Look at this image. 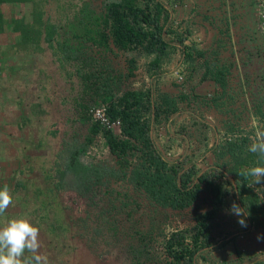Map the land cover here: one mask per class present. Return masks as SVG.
<instances>
[{
    "label": "rangeland",
    "instance_id": "374dc122",
    "mask_svg": "<svg viewBox=\"0 0 264 264\" xmlns=\"http://www.w3.org/2000/svg\"><path fill=\"white\" fill-rule=\"evenodd\" d=\"M35 1L40 2L37 6L45 7L41 8L44 18L64 26L83 9L103 12L111 0ZM160 1L171 12L170 25L193 30L196 47L207 52L210 60L229 68L228 92L221 109L211 99L222 89L212 80L202 78L204 59L187 61L180 43L173 42L180 49L155 74L149 70L152 57L138 51L116 50L112 54L90 42L92 47L87 44L83 51L96 58L90 60L91 70L102 69L122 76V90L148 88L154 102L162 92L189 95L170 119L152 122L151 136L165 160L181 164L184 169L194 167L197 180L203 174L225 170L219 166L222 161L216 154L222 145L250 129L256 133L263 126L264 120L255 109L264 99L261 0L257 4L254 0ZM190 10V19L183 18ZM226 22L231 23L228 29ZM9 38L0 37V164L10 169L12 204L0 221L18 215L28 217L40 230V252L47 257V264H168L166 240L172 232L192 228L194 214L210 207L211 195L205 192L195 204L178 211L154 205L142 190L124 181H113L108 190L98 188L96 203H90L74 190H59L55 162L63 140H83L88 134L80 102L91 103L92 98H82V79L77 70L83 62L62 63L44 38L42 51L34 44L11 50L7 48ZM131 59L136 60L133 73ZM230 125L235 128L232 130ZM114 132L120 134L121 130L115 127ZM227 158L231 160L230 155ZM84 159L116 167L121 164L101 134ZM227 179L231 181L227 184L231 193L213 218L212 243L199 256H207L210 263H222L231 252L236 256L237 250H249L254 253L248 257L249 263L261 262L264 215L260 217L262 224H255L247 215L243 217L246 227L241 226V217L231 212L233 202L243 208L235 178L226 174L217 180ZM255 190L264 206V180L255 184ZM124 199L128 205H122ZM108 220L117 221L116 233ZM96 226L100 228L98 232ZM199 256L195 264H206Z\"/></svg>",
    "mask_w": 264,
    "mask_h": 264
},
{
    "label": "trees",
    "instance_id": "16d2710c",
    "mask_svg": "<svg viewBox=\"0 0 264 264\" xmlns=\"http://www.w3.org/2000/svg\"><path fill=\"white\" fill-rule=\"evenodd\" d=\"M7 1L9 0H0ZM258 1L260 0H254L255 4ZM192 13L193 10H190L188 14ZM188 14L183 15V18L190 19ZM170 20L171 12L160 0H111L105 5L103 12L83 9L73 19L69 18L64 26L50 20L44 23L43 13L40 12L36 17L38 23L36 28L18 24L15 31L23 34L27 42L35 43L38 49L41 39L44 38L48 47L53 49V54L62 63L83 62L77 70L78 76L82 79V98L86 99L88 96L92 98L91 103L86 100L80 102L82 119L88 123V134L83 140L78 137L63 140L55 162L57 188L74 190L91 203L95 201L98 188L105 187L108 190L113 181H124L135 189L142 190L145 197L154 205L178 211L192 206L203 193L207 192L211 195L210 207L194 214L195 225L172 232L165 242L168 264H180L183 261L186 264H195L200 251L212 243L213 218L231 193L227 187L231 181L228 179L218 181V177L233 175L238 190L236 194L249 219L255 224L263 223L260 217L264 215V206L259 193L255 190V184L249 187L252 178L245 179L239 175L242 169L254 166L259 159L258 154L249 151V146L256 136L254 129L247 131V134L235 136L236 138L226 142V146H221L216 154L222 161L219 166L224 167V171L218 174L211 170L210 174H203L195 180V168L184 169L181 164L169 163L154 145L151 136L152 122L170 119L180 109V103L188 100L189 95L181 93L174 96L162 92L154 102L152 92L148 88L122 90V76L107 73V70L102 69L91 70L90 60L94 57L83 51L89 42L93 47L108 50L112 54H115L116 50L138 51L152 57L149 61V70L151 74H155L164 69L172 60L173 53L180 49L173 42L180 43L184 47L182 51L187 61L194 63L200 58L204 59L202 78L212 80L222 89L221 94L218 93L211 99L214 106L221 109L228 92L229 68L210 60L207 52L196 47L195 40H192L193 30L183 28L182 25H175L174 28L169 24ZM228 23L226 22V29L231 25ZM2 26L3 21L0 18V28ZM167 35H171L173 40ZM189 40L191 43H187ZM91 45L89 44V47H92ZM93 60L96 61V58ZM130 64L132 65L130 73H133L136 60L131 59ZM101 105L106 106L112 121H120L121 134H115L101 121L93 119L91 109ZM255 109L260 114V119L264 120V99ZM234 128V125L231 126L232 130ZM261 129H264V122ZM252 132L253 140L250 137ZM100 134L106 140L111 154L121 162L117 167L94 161L87 162L84 159ZM227 155H230L231 160H228ZM131 160L134 161L133 164ZM261 163L264 164V161ZM123 204L128 205L126 199ZM107 224L116 233L117 221L108 220ZM96 228L98 232L99 226ZM252 254L254 255L249 250H237V263H249L248 257ZM199 258L207 262L206 264H221L210 263L208 257L203 254H200Z\"/></svg>",
    "mask_w": 264,
    "mask_h": 264
},
{
    "label": "clouds",
    "instance_id": "9594fccd",
    "mask_svg": "<svg viewBox=\"0 0 264 264\" xmlns=\"http://www.w3.org/2000/svg\"><path fill=\"white\" fill-rule=\"evenodd\" d=\"M249 151L258 154L259 159L254 166L242 169L239 175L245 179L251 177V183L248 184L251 187L264 180V164L261 163L264 161V129L256 132L255 140L249 146ZM11 204L12 195L8 185L5 184L0 187V216L4 215ZM231 212L241 217L238 223L246 227V220L243 217L248 215L247 211L233 202ZM39 232V228L24 215L0 221V264H47V257L40 252ZM257 239L261 237L258 235ZM26 252L30 255L26 256Z\"/></svg>",
    "mask_w": 264,
    "mask_h": 264
},
{
    "label": "crops",
    "instance_id": "0c3cea01",
    "mask_svg": "<svg viewBox=\"0 0 264 264\" xmlns=\"http://www.w3.org/2000/svg\"><path fill=\"white\" fill-rule=\"evenodd\" d=\"M38 3L40 2H36L35 0H9L7 2H0V18L3 21V26L0 28V37H4V36L11 37L9 38V44L7 45L8 46L7 48H10L11 50H13L14 47L19 48V46L23 44L36 45L35 43H32L31 41L27 42L26 40H24L23 38L24 35L21 34L20 32H16L15 29L18 26V24H23L31 28H33L34 26H35L34 28L37 27L38 23L36 22V17L39 15L40 12L43 13V10H45L44 9L45 7L43 8V5L37 6ZM41 8H43V10ZM184 12H185V9H184ZM48 20L49 19L44 18V15H43V22L45 23ZM40 43H41L40 51H42V49L44 48H42V42ZM47 47H48V44H47ZM9 172H10V169L8 165L0 164V187H2L5 184L7 185L12 184L11 178L8 177ZM234 253L235 252H233L231 255L229 254L226 258H223V262L221 264H239L236 261V256L234 255ZM25 255H28V253H26ZM244 264H250V263H244Z\"/></svg>",
    "mask_w": 264,
    "mask_h": 264
},
{
    "label": "built area",
    "instance_id": "2783aa9c",
    "mask_svg": "<svg viewBox=\"0 0 264 264\" xmlns=\"http://www.w3.org/2000/svg\"><path fill=\"white\" fill-rule=\"evenodd\" d=\"M260 7H261V8H259L260 9V18H261L260 20L262 21L261 22L262 23L261 28L264 31V0H261ZM91 114H92L94 120L101 121V123L104 126H106L107 128L114 130L115 127H119L121 130L120 121L119 120L118 121H112L110 119V116L107 113L105 105H101V106H97L95 108H92Z\"/></svg>",
    "mask_w": 264,
    "mask_h": 264
}]
</instances>
